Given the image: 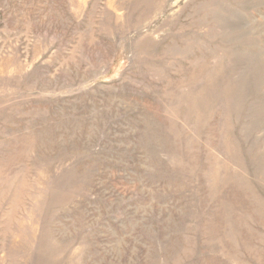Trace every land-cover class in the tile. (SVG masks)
<instances>
[{"label": "rangeland", "instance_id": "1", "mask_svg": "<svg viewBox=\"0 0 264 264\" xmlns=\"http://www.w3.org/2000/svg\"><path fill=\"white\" fill-rule=\"evenodd\" d=\"M0 264H264V0H0Z\"/></svg>", "mask_w": 264, "mask_h": 264}]
</instances>
